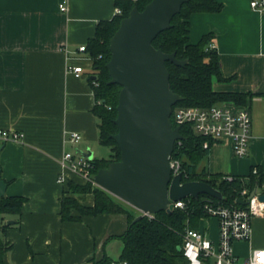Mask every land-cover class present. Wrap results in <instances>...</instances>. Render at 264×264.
I'll list each match as a JSON object with an SVG mask.
<instances>
[{"label":"crops","instance_id":"obj_1","mask_svg":"<svg viewBox=\"0 0 264 264\" xmlns=\"http://www.w3.org/2000/svg\"><path fill=\"white\" fill-rule=\"evenodd\" d=\"M64 1L67 11L62 12ZM216 1L224 5L223 11L194 14L189 35L191 43L210 33L216 36L213 46L223 76L232 79H214V90L264 94V11H254L251 0ZM116 8V0H0V130L22 135L18 141L0 140V167L6 195L27 199L20 216L4 217L11 225L4 235L11 246L5 264L120 259L124 244L110 238L126 232L127 216L63 222L66 183L57 181L64 174L67 182L85 183L62 166L65 152L91 151L93 159L98 158L99 119L93 113L96 100L89 82L93 62L79 48L88 45L100 22L114 18ZM69 66H81L84 73L78 77ZM248 110L253 118L249 154L239 158L230 139L216 141L208 156L211 174L248 177L254 166L264 172V98L251 99ZM70 133L81 134L82 141L72 145ZM83 203L92 206L94 196ZM208 230L218 238V230L216 235ZM252 230L251 241L243 244L245 256L264 249V217L253 220Z\"/></svg>","mask_w":264,"mask_h":264},{"label":"trees","instance_id":"obj_2","mask_svg":"<svg viewBox=\"0 0 264 264\" xmlns=\"http://www.w3.org/2000/svg\"><path fill=\"white\" fill-rule=\"evenodd\" d=\"M152 0H116V7L122 10V14L115 15L113 19L102 21L98 24L95 36L89 40L86 52L92 59L93 67L89 82L92 85L96 105L94 115L99 119V143L111 149L107 159H93V174L99 170L108 168L110 163L119 161L121 150L113 135L118 133L115 124L118 112L119 95L122 87L110 84L111 76L107 64L111 59L110 41L118 30L121 21L130 15L137 7L144 11ZM224 5L216 0H189L172 20V27L154 40L156 49L166 54H176L177 59L188 61L185 66H177L167 62L170 72L171 89L182 97L174 107L178 108L202 107L209 108L218 104L232 103L241 108L249 109V101L256 96L264 94L217 92L213 88V81L229 82L232 78H225L222 73L219 54L211 45L215 34L204 35L198 43H191L189 35L191 29V17L194 14L221 13ZM173 128L179 127L171 116ZM180 133L184 137L176 142L171 159H179L183 170H186L188 178L186 182L200 181L207 183L219 190L223 200H213L223 206H239L241 191L248 187L251 191L256 184L264 183V172L258 166H254L248 177H237L233 182L223 180L221 174H211L201 162L209 156L215 140L200 136L192 125L180 126ZM208 143V147L205 144ZM257 167L259 173L253 174ZM248 178V182L244 179ZM243 179V180H242ZM88 195L94 196V204L87 206L83 202ZM210 198L202 195L200 199L186 198V209H174L171 213L163 211L154 215V218L145 216L134 223L138 217L134 208H126L119 199L94 186L92 183L69 180L61 198L60 216L63 222H81L84 217H97L100 215H126L128 228L126 232L110 239H119L124 248L120 259L128 264H187L182 248L186 230L200 229L201 219L206 217L203 209V199ZM27 199L21 196H7L0 198V264H5V256L11 246L5 240L6 229L11 227L4 223L6 215L22 214ZM127 205V204H126ZM131 208V209H130ZM112 259L105 256L99 261L93 260L92 264H112Z\"/></svg>","mask_w":264,"mask_h":264},{"label":"water","instance_id":"obj_3","mask_svg":"<svg viewBox=\"0 0 264 264\" xmlns=\"http://www.w3.org/2000/svg\"><path fill=\"white\" fill-rule=\"evenodd\" d=\"M188 1L152 0L144 11L135 7L110 41V84L122 87L115 120L118 133L112 136L121 158L99 170L94 180L99 188L140 212L134 223L146 215L171 213L173 202L188 197L223 200L222 193L207 183L182 184V176L172 179L171 157L176 142L184 137L179 127L173 128L171 116L182 97L171 89L166 63L185 66L188 61L156 49L153 42L172 27L173 18ZM81 153L93 160L91 151ZM6 190L0 167V198ZM260 200L264 202V195ZM238 204L247 202L239 200Z\"/></svg>","mask_w":264,"mask_h":264},{"label":"built area","instance_id":"obj_4","mask_svg":"<svg viewBox=\"0 0 264 264\" xmlns=\"http://www.w3.org/2000/svg\"><path fill=\"white\" fill-rule=\"evenodd\" d=\"M251 7L254 11L263 12L264 0H251ZM60 10L62 12L67 11L66 1L60 5ZM115 13L120 15L122 10L117 7ZM211 47L214 48L213 44ZM79 51L86 52V45L81 46ZM69 72L80 77L84 73V68L81 66H69ZM173 114L179 128L182 125H192L200 136L215 141L230 139L237 157L244 158L249 154L253 118L247 108H235L227 104H218L209 108L187 107L178 108L175 111L173 109ZM21 138L22 135L20 133L0 130V140L5 143L18 141ZM82 139L81 134L70 133L68 140L69 143L76 146ZM177 142H180V140ZM205 147H208V143L205 144ZM61 163L65 169L82 178L85 183L89 182L98 187L94 180L92 160L81 153L75 154L67 151L61 159ZM171 168L172 179L182 176V184L186 183L184 178H188V176L186 170H183L179 159H171ZM258 173L259 170L255 167L253 174L257 175ZM236 179L237 176L223 175V180L229 183ZM57 181L60 184L67 183L64 174L60 175ZM248 181V178L244 179V182ZM253 193L254 195H252ZM262 195H264V183H258L252 191L248 187L241 191L240 200L247 202L243 207L223 206L216 203L212 197L203 199V209L206 217L201 219L200 227L202 221L210 218L216 219L218 221V238L214 239L210 230L203 232L201 229L193 230L188 228L181 248L187 264H264V260L261 259L264 249H255L244 260H241L236 254L234 247L236 243L250 242L253 234V220L264 217V202L260 200ZM173 204L174 209H186L188 207V202L185 199L173 202ZM146 216L154 218V215ZM112 264L128 263L118 259L113 261Z\"/></svg>","mask_w":264,"mask_h":264},{"label":"rangeland","instance_id":"obj_5","mask_svg":"<svg viewBox=\"0 0 264 264\" xmlns=\"http://www.w3.org/2000/svg\"><path fill=\"white\" fill-rule=\"evenodd\" d=\"M219 105H223V104H219ZM97 159H106L105 157L109 158L110 154H111V149L108 147H104V146H100L98 145L97 147ZM101 155V156H100ZM203 166H206L209 169V158L206 157L204 159V161L201 162V168ZM121 202V201H120ZM122 203V202H121ZM124 207L129 208L128 205H126L125 203H122ZM131 209V208H130ZM218 222L216 219L214 218H210L208 220H204L201 223V230L203 232L205 231H209V227H211L212 232L214 233V235H216V230H218ZM243 244H245L244 242L242 243H236V245L234 246L236 249V254L240 257L241 260H244L246 258L244 252H242L243 249Z\"/></svg>","mask_w":264,"mask_h":264},{"label":"clouds","instance_id":"obj_6","mask_svg":"<svg viewBox=\"0 0 264 264\" xmlns=\"http://www.w3.org/2000/svg\"><path fill=\"white\" fill-rule=\"evenodd\" d=\"M261 259L264 260V254H261Z\"/></svg>","mask_w":264,"mask_h":264}]
</instances>
